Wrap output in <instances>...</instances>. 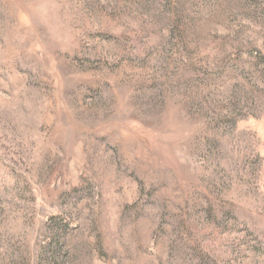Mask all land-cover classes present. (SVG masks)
Returning <instances> with one entry per match:
<instances>
[{
    "label": "rangeland",
    "instance_id": "374dc122",
    "mask_svg": "<svg viewBox=\"0 0 264 264\" xmlns=\"http://www.w3.org/2000/svg\"><path fill=\"white\" fill-rule=\"evenodd\" d=\"M0 264H264V0H0Z\"/></svg>",
    "mask_w": 264,
    "mask_h": 264
}]
</instances>
